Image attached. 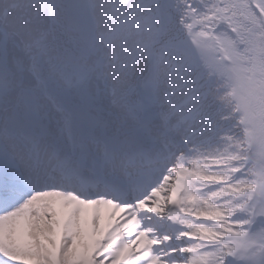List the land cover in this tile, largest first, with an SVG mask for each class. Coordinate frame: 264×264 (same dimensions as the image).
<instances>
[{
    "label": "snow or ice",
    "instance_id": "obj_1",
    "mask_svg": "<svg viewBox=\"0 0 264 264\" xmlns=\"http://www.w3.org/2000/svg\"><path fill=\"white\" fill-rule=\"evenodd\" d=\"M0 264H264V0H0Z\"/></svg>",
    "mask_w": 264,
    "mask_h": 264
}]
</instances>
